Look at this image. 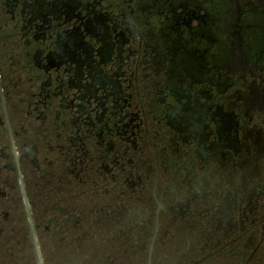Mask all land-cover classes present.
<instances>
[{"label":"flooded vegetation","instance_id":"af4514ba","mask_svg":"<svg viewBox=\"0 0 264 264\" xmlns=\"http://www.w3.org/2000/svg\"><path fill=\"white\" fill-rule=\"evenodd\" d=\"M264 264V0H0V264Z\"/></svg>","mask_w":264,"mask_h":264},{"label":"trees","instance_id":"16d2710c","mask_svg":"<svg viewBox=\"0 0 264 264\" xmlns=\"http://www.w3.org/2000/svg\"><path fill=\"white\" fill-rule=\"evenodd\" d=\"M60 262L62 264H143L138 261L132 263L128 261H118L117 259L113 258V255L110 258H107V260L101 259L100 256H93L90 260L84 262L74 259L71 263H67L66 259L64 258H61Z\"/></svg>","mask_w":264,"mask_h":264},{"label":"rangeland","instance_id":"374dc122","mask_svg":"<svg viewBox=\"0 0 264 264\" xmlns=\"http://www.w3.org/2000/svg\"><path fill=\"white\" fill-rule=\"evenodd\" d=\"M41 264H59L56 258L52 257L53 253L48 250L47 247H42L41 250ZM145 264V263H143Z\"/></svg>","mask_w":264,"mask_h":264}]
</instances>
